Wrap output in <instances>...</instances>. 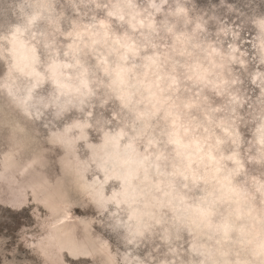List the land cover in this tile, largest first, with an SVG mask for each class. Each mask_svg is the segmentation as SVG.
<instances>
[{
  "label": "clouds",
  "instance_id": "1",
  "mask_svg": "<svg viewBox=\"0 0 264 264\" xmlns=\"http://www.w3.org/2000/svg\"><path fill=\"white\" fill-rule=\"evenodd\" d=\"M0 264H264V0H0Z\"/></svg>",
  "mask_w": 264,
  "mask_h": 264
},
{
  "label": "rangeland",
  "instance_id": "2",
  "mask_svg": "<svg viewBox=\"0 0 264 264\" xmlns=\"http://www.w3.org/2000/svg\"><path fill=\"white\" fill-rule=\"evenodd\" d=\"M26 220V215L21 214L11 218V222H9L8 214L5 213L3 216H0V228L7 227L10 230H13L15 227L23 224Z\"/></svg>",
  "mask_w": 264,
  "mask_h": 264
}]
</instances>
